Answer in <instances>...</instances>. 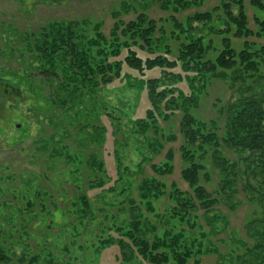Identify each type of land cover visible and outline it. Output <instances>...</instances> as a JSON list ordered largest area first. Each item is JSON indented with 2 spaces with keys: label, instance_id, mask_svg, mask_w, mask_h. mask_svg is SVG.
Returning a JSON list of instances; mask_svg holds the SVG:
<instances>
[{
  "label": "trees",
  "instance_id": "16d2710c",
  "mask_svg": "<svg viewBox=\"0 0 264 264\" xmlns=\"http://www.w3.org/2000/svg\"><path fill=\"white\" fill-rule=\"evenodd\" d=\"M209 1L161 0L160 9L170 15L159 19L149 15L148 4L140 9L123 2L121 9L113 12L115 21L109 33L103 30L101 21L55 19L33 32L23 33L10 26L4 27L7 35L0 39V54H14L12 57L17 59L15 55L18 53L25 68L24 76L32 77L34 74L50 86V107L45 111L49 113L51 123L56 118L64 121L66 117L74 132L81 135L82 146L98 148L105 144L107 128L99 123L101 117L109 113L105 112L100 94L116 79H122L138 91H147L151 108L147 110L146 118L131 120L133 130L144 138L145 149L159 154L166 141H176V135H166L162 131L158 119H168L175 112H182L179 131L183 140L179 152L184 168L181 176L191 192L181 190L175 183L167 192L164 182L147 177L137 187L136 200L133 197L134 173L130 167L124 166L119 151L123 141L115 137L117 178L108 188H104L105 180L100 176L106 172L105 162L100 160L98 152L89 155L88 163L95 174L90 189L101 188L116 193L120 185L122 194L128 195L117 204L121 205L122 212L128 214L126 225L117 228L118 238L111 236L101 240L102 247H119L122 264H136L138 257L151 264H187L192 258L213 252L202 240L186 238L183 230L176 233L172 227L169 228L176 220L193 230L202 215L209 226V234L217 236L221 232L217 224L225 223L228 217L216 210L220 200L202 184V178L211 180L204 163L208 157L212 158L221 177L216 193L222 196L229 208H236L233 198L239 191L238 166L241 161L248 168L255 166V176L260 182L255 186V192H260L264 199V45L252 50L253 43L248 41L253 37L264 39V18L255 17L257 29L254 31L249 26L244 0H222L211 10L196 11L181 19L176 15L191 8H201ZM249 1L254 8L264 11V0ZM132 11L136 17L124 20V13ZM214 36L220 38V50L215 46ZM231 36L245 39L241 50L233 46ZM2 42L4 48H1ZM141 52L148 56H142ZM211 52L218 54L211 58ZM125 65L137 71L141 78L123 74ZM177 68L180 71L174 72ZM156 69L160 76H146ZM8 74L9 69H0L1 80ZM211 77L223 79L238 94L226 108L221 135L217 120L206 121L194 113ZM183 81L189 85V94L178 87ZM257 88L261 89L259 93L255 92ZM56 113L60 115L57 117ZM89 127L92 131L88 130ZM120 131L116 128L113 134L117 136ZM61 142H54L52 136L50 140L41 139L37 144L39 151H46L50 157L67 155L69 160H74L65 152L67 146L58 147ZM224 148L235 152L238 160H231L224 153ZM142 155L146 159V152ZM144 159L139 164L137 175L142 170ZM165 159L163 163L151 165L155 174L165 176L174 172V148L167 151ZM166 195L172 205L162 215H156L166 228L160 235L157 234V224L147 214L155 213V201ZM78 199L82 205L81 217L85 219L90 212V201L85 194ZM28 203L33 205L32 201ZM27 228L28 224H25V232ZM252 233L255 235V231ZM257 234L264 239V226ZM207 236V233H201V238ZM5 241L0 243V264H16L15 259L22 264H56L52 260L46 263L40 255L31 253L17 256ZM249 252L256 257L255 245L249 248ZM258 257L264 264V257ZM195 263L199 264L200 260H195Z\"/></svg>",
  "mask_w": 264,
  "mask_h": 264
},
{
  "label": "rangeland",
  "instance_id": "374dc122",
  "mask_svg": "<svg viewBox=\"0 0 264 264\" xmlns=\"http://www.w3.org/2000/svg\"><path fill=\"white\" fill-rule=\"evenodd\" d=\"M244 1L250 20L249 26L255 31V17L264 18V11L254 8L249 0ZM123 2H129L140 9L148 4V13L155 19L170 15L160 9L161 0H0V39L1 36L6 38L4 27L10 26L23 33L33 32L45 22L55 19L86 18L101 21L104 24L103 30L109 33L115 21L113 12L120 10ZM221 3L222 0H210L201 8H191L176 15L181 19L196 11L211 10ZM135 17L136 13L133 11L123 15L126 21ZM12 39L16 40L15 36H12ZM213 39L216 48L220 50V38L214 36ZM232 40L237 50L243 48L245 39L232 37ZM248 41L253 43L252 50L264 45V39L257 37ZM1 48H4L3 42ZM141 53L144 57L148 56L145 52ZM217 54L218 52H211L210 57L214 58ZM12 56L14 54H0V69H9V74L0 79V243L6 240L17 256H23L24 253L40 255L46 263L52 260L56 261V264H122L119 247H102L101 240L111 236L118 238L117 228L122 224L126 225L128 214L122 212L121 205L117 204L124 201L128 195L122 194L120 185L116 193L103 191L101 188L90 189L89 185L95 174L88 163L89 155L98 152L100 160L105 162L106 172L100 174L105 180L104 188L114 185L117 178L114 157L116 137L123 141L119 149L122 162L134 173L135 199L138 197L137 187L140 181L147 177L164 182L167 192L171 190L173 183L181 190L191 192V188L181 176L184 168L179 152L183 140L179 131L182 112L177 111L168 119H158L162 131L166 135L174 134L178 139L166 141L164 149L155 154L145 149L144 138L133 130L131 122L134 119L146 118L147 110L151 108L147 91H138L126 85L122 79H116L104 87L100 94L104 102L102 104L106 107L105 112L109 113L103 115L99 123L107 128L105 144L98 148L93 145L82 146L81 135L74 132L75 129L66 117L64 121L56 118V123H51L49 113L45 111L50 107V86L34 74L32 77H25V68L18 53L15 55L17 59ZM179 71L180 68L174 70ZM123 74L141 78L137 71L126 65ZM160 74L156 69L148 72L146 76L158 77ZM178 87L186 94L190 93L187 82H181ZM260 91V88L255 89L257 93ZM237 96V92L229 83L211 77L210 84L201 95L199 106L194 113L206 121L217 120L221 135L226 108ZM56 114L57 117L60 115ZM116 128L121 130L117 136L113 134ZM69 130L73 133L70 134ZM88 130L92 131V128L89 127ZM52 136L54 142L62 141L58 147L67 146L65 152L73 156L74 160H69L67 155L50 157L46 151H39L37 143L41 139L50 140ZM170 148L175 150L174 172L165 176L155 174L151 165L163 163ZM223 151L231 160H238L239 156L235 152L228 148ZM143 152H146V159L142 155ZM143 159L142 170L137 175ZM204 163L211 174V180L202 178V184L220 200L216 210L227 215L228 219L225 223L217 224L221 230L217 236L209 234V226L204 222L202 215L197 220V228L193 230L186 223L176 220L171 223L175 224L169 227H172L174 232L183 230L186 238L202 240L206 247L213 249V252L190 259L187 264H196L195 260H200L199 264H261V258L258 256L264 257V239L259 238L257 233L264 226V199L260 192H255V186L260 183L255 176V166L248 168L244 162H239V191L233 198L236 208L231 209L222 196L216 193L221 177L212 158L208 157ZM82 194L88 196L91 207L85 219L81 217L82 205L78 199ZM29 201L33 202L32 206ZM154 205L156 212L147 216L157 224V234L163 235L166 228L160 224L156 215H162L172 203L166 195L155 201ZM25 224H28L26 232ZM252 231H255V235ZM204 232L208 234L207 238H201V233ZM254 245L256 257L249 255V248ZM220 255L222 258H219ZM15 262L22 264L16 259ZM136 264L151 263L138 257Z\"/></svg>",
  "mask_w": 264,
  "mask_h": 264
}]
</instances>
